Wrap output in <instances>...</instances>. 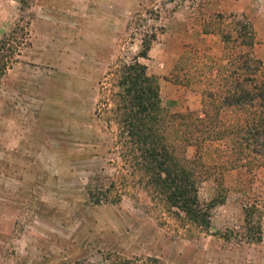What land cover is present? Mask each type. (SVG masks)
<instances>
[{
    "label": "rangeland",
    "instance_id": "obj_1",
    "mask_svg": "<svg viewBox=\"0 0 264 264\" xmlns=\"http://www.w3.org/2000/svg\"><path fill=\"white\" fill-rule=\"evenodd\" d=\"M245 22L264 62V0H0V264H264V166L204 180L201 226L105 191L122 160L101 108L123 63L146 65L169 112L199 111L205 79L176 68L224 64L218 30Z\"/></svg>",
    "mask_w": 264,
    "mask_h": 264
},
{
    "label": "trees",
    "instance_id": "obj_2",
    "mask_svg": "<svg viewBox=\"0 0 264 264\" xmlns=\"http://www.w3.org/2000/svg\"><path fill=\"white\" fill-rule=\"evenodd\" d=\"M218 33L224 64L212 59L191 75L180 65L175 70L176 80L184 85L198 76L205 79L199 111L169 112L161 103L157 77L138 60L123 63L117 71L101 108L104 120L116 125L122 160L105 188L115 192L114 199L120 188H136L169 214L181 212L206 225L207 205L198 199L199 185L222 170L264 166V62L250 51L256 41L254 27L245 22ZM148 50L143 42L139 55L146 57ZM255 209L245 208L251 239L261 237L260 226L255 228L250 220ZM139 264L163 263L146 258Z\"/></svg>",
    "mask_w": 264,
    "mask_h": 264
}]
</instances>
